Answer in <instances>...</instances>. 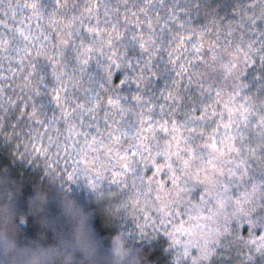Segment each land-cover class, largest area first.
Segmentation results:
<instances>
[{"label":"snow or ice","instance_id":"obj_1","mask_svg":"<svg viewBox=\"0 0 264 264\" xmlns=\"http://www.w3.org/2000/svg\"><path fill=\"white\" fill-rule=\"evenodd\" d=\"M245 7L252 10L245 16L256 39L245 32L229 39V26L226 35L217 29L216 38L206 40L210 30L194 25L191 16L198 3L181 8L143 0L124 4L121 19L120 4L97 0L84 6L0 0V14L19 19L18 25L0 19L8 29L0 30V58L9 66L17 61L26 73L24 95L17 97L21 115L30 108L32 121L58 133L63 125L71 143L48 140L58 155L66 154V162L71 157L72 170L61 169L66 179L83 171L96 176L95 185L102 172L86 157L96 145L105 149L109 163L120 168L113 179L121 178L123 187L131 174L136 188L137 199L120 200L118 208L127 212L144 196L163 224L180 216L183 206L187 221L181 219L167 235L192 264H204L221 236L237 238L245 224L247 242L264 251V231L258 237L253 231L264 228V216L254 215L264 212V0ZM168 73L174 74L171 85L165 79L159 89L166 108L153 103V88L156 77ZM193 84L196 98L187 96L177 119L184 103L180 88L187 93ZM49 145L34 144L33 150L43 158V169L55 170L59 159L49 154ZM193 248L197 255H191Z\"/></svg>","mask_w":264,"mask_h":264},{"label":"trees","instance_id":"obj_2","mask_svg":"<svg viewBox=\"0 0 264 264\" xmlns=\"http://www.w3.org/2000/svg\"><path fill=\"white\" fill-rule=\"evenodd\" d=\"M92 2L93 0H67L69 4L81 6ZM97 2H107L113 7L120 4L123 19L124 4H142L143 0ZM250 2L251 0H165L166 4L178 3L181 8L186 5L192 7L198 3L200 8L194 9L191 16L194 25L210 30L211 35H208L206 40L215 39L217 29L226 35L229 26L232 29L229 39L237 40L240 32L256 39L255 34L248 33L250 25L246 23L245 13L252 10L245 6ZM152 3H157V0H152ZM100 15L103 16L102 10ZM0 19H7L9 24H19V19L6 18L2 14ZM140 19H144L143 15ZM87 22L85 19V23ZM0 30L8 31L4 25H0ZM11 68H16L17 72L13 73ZM18 69L17 61H12L9 66V61L0 58V72L4 73V76L0 77V85L4 86L3 92L0 93V212L11 217L13 241L48 242L57 246V259L62 260L64 264H192L190 256L182 255L183 246L173 245L167 235V232L172 230V222H180L181 219L187 221L182 211L183 206L180 216L170 217L173 221L166 222L169 228L168 225H161L159 214L156 211L154 213L151 207L153 201L145 203L144 196L139 197L138 203H130L127 212L118 208L116 205L120 200L137 199L136 188L133 187L131 174L123 178V187L121 178L113 179V174L120 171V168L109 163L111 158L105 149L96 145L89 150L86 157L93 167L102 172L95 185L91 180L96 179V176L90 177L83 171L77 172L71 180L66 179V173L61 169L72 170L71 157H67L66 162V154L61 151L58 155L54 144L49 145L48 137L51 136L54 141L58 140L60 143L71 141H65L63 125L58 133L55 128L44 129L32 121L27 116L30 108L21 115L23 105L17 101V97L24 95L22 85L23 75L26 73H21ZM173 78V73H168L166 77H156L153 88L156 97L153 103H163L167 108L168 104L160 96L159 89L165 87V79H168L171 85ZM194 93V84L189 86L187 93L183 87L180 88L179 95L184 97V103L177 119L182 118L183 110L188 106L187 96L196 98ZM10 101L17 103L13 105ZM153 114L158 115L159 109ZM79 143H83V137L79 138ZM34 144L49 145V154L59 159L57 169H43L44 160L34 153ZM150 174L149 172L148 175ZM136 187H139L138 181ZM81 228L88 233V241L84 246L76 242L77 232ZM235 249L240 252L238 248ZM238 254L232 251L229 254L231 257L223 261L212 256L204 264H264V260L241 261L244 259H240ZM191 255H197L195 248L191 250Z\"/></svg>","mask_w":264,"mask_h":264},{"label":"clouds","instance_id":"obj_3","mask_svg":"<svg viewBox=\"0 0 264 264\" xmlns=\"http://www.w3.org/2000/svg\"><path fill=\"white\" fill-rule=\"evenodd\" d=\"M13 224L7 213L0 212V264H64L57 259L59 248L48 242L13 241ZM88 233L81 228L76 235V242L84 246Z\"/></svg>","mask_w":264,"mask_h":264},{"label":"rangeland","instance_id":"obj_4","mask_svg":"<svg viewBox=\"0 0 264 264\" xmlns=\"http://www.w3.org/2000/svg\"><path fill=\"white\" fill-rule=\"evenodd\" d=\"M153 212L155 213V208L153 207ZM184 216L187 219V213L184 212V210L182 209ZM254 215L256 217H260V216H264V212H261L260 209H257L256 212L254 213ZM170 217H168V221H173L171 219H169ZM194 222V221H193ZM197 222V221H196ZM180 222L179 221H174L171 223V225H178ZM198 223H208L210 226H214L211 224L210 221H199ZM235 223V222H234ZM161 225H168V223H163ZM169 228V225H168ZM255 236H259L261 231H264V228H262L260 225H257L255 229H253ZM239 237L237 238H233L230 234L228 235H224L221 236L219 244L216 245V252L213 254V258H218L220 261L223 260H228L229 257H231L229 254L230 252L234 251L239 253L238 255H240V259H244L241 261H263L264 260V251L258 250L255 246V244H251L248 243L247 241L249 240V227L245 224L244 226L241 227V229L239 230ZM182 239H187L186 236L182 237ZM238 248L240 252H238V250H236L235 248ZM229 249V250H227ZM236 255V254H235ZM239 259V260H240ZM237 264H240V262H238Z\"/></svg>","mask_w":264,"mask_h":264}]
</instances>
